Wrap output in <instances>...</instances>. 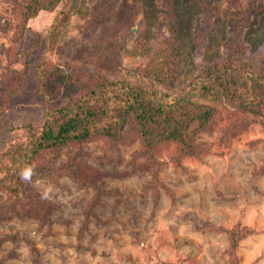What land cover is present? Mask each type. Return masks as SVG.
<instances>
[{
  "label": "rangeland",
  "instance_id": "1",
  "mask_svg": "<svg viewBox=\"0 0 264 264\" xmlns=\"http://www.w3.org/2000/svg\"><path fill=\"white\" fill-rule=\"evenodd\" d=\"M11 2L0 0V264H264V104L216 106L190 148L146 146L129 122L30 156L46 114L114 64L170 70L167 92L215 64L264 68V0H68L21 30Z\"/></svg>",
  "mask_w": 264,
  "mask_h": 264
},
{
  "label": "trees",
  "instance_id": "2",
  "mask_svg": "<svg viewBox=\"0 0 264 264\" xmlns=\"http://www.w3.org/2000/svg\"><path fill=\"white\" fill-rule=\"evenodd\" d=\"M11 1L15 4L12 10H16L20 18L21 30L27 19L39 10H52L58 4L64 6L68 0ZM65 18L62 9L54 16L44 34L46 42L53 38ZM172 58L171 62L175 56ZM238 72L232 64H215L193 76L183 92H167L162 91L160 85L171 76L170 70L158 68L140 73L135 68L114 64L108 74L46 114L40 132L32 135L30 156L95 135L115 136L129 122L136 127L146 146L173 140L190 148L195 134L212 124L216 106L229 104L244 112H260L264 104V68L244 67ZM6 187L11 191L16 189L11 184Z\"/></svg>",
  "mask_w": 264,
  "mask_h": 264
}]
</instances>
